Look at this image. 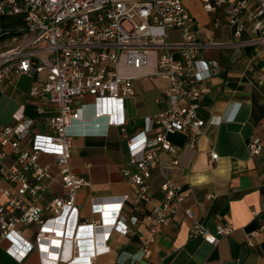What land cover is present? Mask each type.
Wrapping results in <instances>:
<instances>
[{"label":"built area","instance_id":"obj_1","mask_svg":"<svg viewBox=\"0 0 264 264\" xmlns=\"http://www.w3.org/2000/svg\"><path fill=\"white\" fill-rule=\"evenodd\" d=\"M200 1L206 13L223 12L225 21L215 16L213 27L224 24L232 29L234 39L221 45H264V0ZM15 14L23 16L26 41L0 56V82L16 72L42 73L43 81L32 84L29 94L57 105L58 113L48 122L50 133L43 135L31 134L33 120L25 116L21 105L13 113V124L0 120V178L13 186V190L1 189L5 200L0 204V237L10 241L7 252L21 261L33 245L20 237L17 227L37 223L36 243L42 260L76 264L83 233L90 237L92 229L101 226L108 233L129 232L127 223L134 224L137 217L123 212L125 203L129 199L134 203L151 200L148 179L162 152L172 156L171 165L178 162L170 135L183 133L191 147L208 123L219 122L214 117L205 122L197 114L198 100L208 92L204 83L219 69L218 62L205 58L202 52L215 43L195 36L194 17L185 0H0V16ZM170 30H178L181 38L171 39ZM244 32L248 37L242 38ZM243 74L253 85L264 86L260 72L248 67ZM144 77L167 81L162 96L166 108L154 117H144L143 125L129 133L127 126L136 116L132 83ZM98 119L119 127L126 139L129 163L135 167V171L121 168L122 176L132 185L131 196L115 199L107 223L93 218L78 221L76 196L90 181L70 166L72 139L80 134L72 125ZM246 146L252 154L261 151L258 138L249 139ZM8 154L13 158L11 164L4 163ZM45 155L51 156L50 162L42 160ZM217 158L211 151L208 165ZM56 179L62 191L48 198L45 194ZM160 189L162 202L144 216L149 232L142 239L144 255L149 254L154 236L165 225H177L179 210L190 221L191 238L216 245L220 237L233 232L230 223H218L212 232L191 208H182L186 193L170 179L162 181ZM95 205L93 213L105 210ZM252 215H264V199ZM260 238H264V218L245 234L248 245ZM109 250L104 237L85 264H92L97 255Z\"/></svg>","mask_w":264,"mask_h":264},{"label":"crops","instance_id":"obj_2","mask_svg":"<svg viewBox=\"0 0 264 264\" xmlns=\"http://www.w3.org/2000/svg\"><path fill=\"white\" fill-rule=\"evenodd\" d=\"M185 3L194 17L195 36L201 41L215 43L204 49L202 55L219 64L218 72L204 83L208 92L199 98L197 114L205 122L213 117L219 122L208 123L191 147L186 145L187 136L183 133L170 135V141L177 147L175 157L178 162L171 165L172 156L162 152L158 166L152 169L148 179L151 200L134 203L129 199L125 203L123 212L137 217L134 224L127 223L129 232L122 234L112 230L108 233L107 228L101 226L92 229L91 239L83 233L76 264H85L86 257L104 237L110 250L97 255L92 264H264V238L253 245H248L245 239V234L264 218L252 215L264 199V95L261 94L264 86L253 85L243 74L251 67L264 75V45H221L234 39L232 29L226 25L212 26L215 16L225 21L223 12L206 13L200 0H185ZM22 28L21 14L0 16V56L17 43L26 41ZM169 35L173 40L181 38L178 30H170ZM246 37L248 34L244 32L242 38ZM43 78L42 73L30 76L16 72L0 82V120L3 123L13 124V113L21 105L25 116L33 120L31 134L50 133L48 122L57 115V105L29 94L31 85L40 83ZM132 84L136 116L127 126L129 133L143 125L144 117H154L167 104L162 99L167 85L165 79L144 77L135 79ZM38 107H41L40 112ZM72 130L80 131V134L72 139L70 166L90 181V185L82 187L76 196L78 221L93 218L107 223L115 199L123 194L131 196L132 185L121 173L122 167L135 171L129 163L126 139L119 127L108 125L104 119L75 122ZM253 138L261 142L258 154H252L246 146ZM211 151H215L218 158L208 165ZM42 160L50 162L51 156H42ZM12 162V156L6 155L4 163ZM165 179L182 187L186 194L181 207L191 208L210 231L213 232L218 223H230L233 232L220 237L216 245L191 238L188 236L190 221L179 210L175 216L177 225H165L154 236L149 254L144 255L142 239L149 235L144 216L162 202L160 184ZM2 188L13 190V186L0 178V204L5 200ZM61 191V182L56 179L45 196L49 198ZM94 205L103 206L105 210L93 213ZM17 229L20 237L33 248L20 261L7 252L10 241L0 237V264L54 263L52 259L40 257V247L36 243L37 223L21 225Z\"/></svg>","mask_w":264,"mask_h":264},{"label":"water","instance_id":"obj_3","mask_svg":"<svg viewBox=\"0 0 264 264\" xmlns=\"http://www.w3.org/2000/svg\"><path fill=\"white\" fill-rule=\"evenodd\" d=\"M262 217H264V215H262Z\"/></svg>","mask_w":264,"mask_h":264},{"label":"rangeland","instance_id":"obj_4","mask_svg":"<svg viewBox=\"0 0 264 264\" xmlns=\"http://www.w3.org/2000/svg\"><path fill=\"white\" fill-rule=\"evenodd\" d=\"M186 4V3H185Z\"/></svg>","mask_w":264,"mask_h":264}]
</instances>
